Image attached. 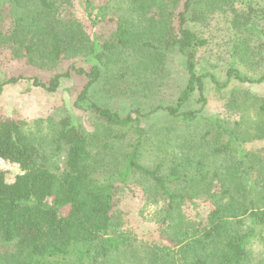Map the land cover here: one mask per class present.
<instances>
[{
  "label": "trees",
  "instance_id": "trees-1",
  "mask_svg": "<svg viewBox=\"0 0 264 264\" xmlns=\"http://www.w3.org/2000/svg\"><path fill=\"white\" fill-rule=\"evenodd\" d=\"M238 1L244 8L236 7ZM64 4L70 0H0V45L40 69L72 59L88 66L55 73L46 83L31 79L56 92L71 72L84 76L73 105L87 114V124L69 113L45 135H33L20 120L0 119V158L21 171L12 181L0 172V264H249L253 240L263 244L256 264H264V194L236 182L254 168L239 158L238 143L246 140L203 115L207 80L218 89L228 82L219 86L211 69L199 70L210 37L189 26L225 31L238 63L263 66L253 58L264 46L251 49L240 35L264 17V6L258 7L264 0H78L81 21ZM174 58L182 63L184 82L172 102L121 115L89 95L98 84L126 95V78L142 75L150 92L158 79L169 81ZM227 76L241 85L264 83V70L250 77L231 67ZM21 80L0 81V95ZM239 92L231 90L227 109L244 111ZM159 114L166 126L146 124ZM179 126H185L182 132ZM48 146L63 153L61 168L49 169L43 155ZM145 147L155 156L152 167L142 164ZM218 158H227L226 170H207ZM123 194L138 199L140 211L150 210L145 216L155 240L142 242L122 231L117 201ZM199 200L209 203L206 219L197 213L188 218L183 206L196 211Z\"/></svg>",
  "mask_w": 264,
  "mask_h": 264
},
{
  "label": "rangeland",
  "instance_id": "rangeland-1",
  "mask_svg": "<svg viewBox=\"0 0 264 264\" xmlns=\"http://www.w3.org/2000/svg\"><path fill=\"white\" fill-rule=\"evenodd\" d=\"M70 4V6L64 4L62 7L66 9L70 16L81 21L83 12L78 0H70ZM242 5L243 2L238 1L236 7L244 8ZM262 6L264 4L258 7ZM6 26L7 22L3 24V27ZM189 26L193 27V29L195 28L203 37H210L208 48L199 54V70L201 68L211 69L219 86L228 82L227 87L218 89L210 80H207L205 92L207 105L203 115L219 119L227 128H235L237 134L246 140L238 143L241 151L239 158H241L245 168L251 165L254 168L247 180L240 176L236 182L246 181V184L250 185L252 190L256 192L260 190L264 194V83L259 85H241L227 76V70L231 67H235L242 74L250 77H255L261 73L264 70V48L261 49L260 55L253 58L263 62V66L258 67V65L255 67L253 65L251 69H247L237 62L236 56H232L233 44L228 42L223 35L225 31L220 30L222 33L218 32L215 35L212 32L214 30L212 25L205 27L199 23L191 22ZM252 28L254 30L242 36L240 35V39L246 40L251 45V49L257 48L259 50L260 45L264 46V17L257 19ZM211 33L215 36H212ZM259 56L262 57L258 58ZM70 67L88 69V66L79 59L62 61L54 70L40 69L30 64L26 58L16 57L7 46L0 45V81L17 76L24 77V80L3 88L0 95V119L20 120L23 122L25 130L33 135H45L49 126L58 125L59 120L70 115L69 113L79 124L81 122L87 124V114H84L82 109H78L73 105L78 93L86 84L84 76L71 72V76L62 80L56 92H48L32 85L31 79L33 78L46 83L53 74L65 73ZM169 68H171L169 81L158 79L159 82L151 86L150 92L143 89V80L146 76L142 75L141 79L126 78V95L115 96L110 92L107 93L101 84L94 86L89 95L100 106L109 108L121 115L131 113L134 110L147 112L156 102H172L175 100L180 86H183L184 75H182L183 66L181 61L176 58L172 59L169 63ZM231 90H238L240 91L239 93H244L243 102L245 103L241 105V109L244 108V111L237 112L230 108L227 109V102L231 99L229 96ZM108 96H113V98ZM242 120H245L246 123L242 124ZM167 121L168 119L163 114H159L152 116L147 121L148 123L145 122L147 125H153V127L157 128L158 126H166L168 124ZM169 126L173 125L169 124ZM184 128L185 126H179L177 130L182 129L180 130L182 132ZM152 152L148 147L143 149L142 164L146 167H152L156 163ZM43 155L50 170L62 167L64 158L62 152H55L54 148L48 146L44 150ZM227 157L231 158L232 156L227 155ZM226 160L227 158L216 159L215 163L210 165L207 170H226ZM4 172L8 181H12L16 175L21 173L17 167ZM253 181H257L259 185H255ZM253 185L257 186V188L253 187ZM138 196L141 198V194ZM226 200L224 198L219 203H226ZM138 202V199L126 194L118 198L117 209L120 210L124 220L122 231L131 234L142 242L153 241L155 240V228L149 218L146 217L149 215L150 210L140 211L142 207ZM208 206L209 203L201 202L195 211L189 203H186L183 206V211L188 218L194 217L195 213H197L206 219L209 212ZM248 252L249 264H256V260H259L263 252V244L257 240L251 241L248 246Z\"/></svg>",
  "mask_w": 264,
  "mask_h": 264
},
{
  "label": "built area",
  "instance_id": "built-area-1",
  "mask_svg": "<svg viewBox=\"0 0 264 264\" xmlns=\"http://www.w3.org/2000/svg\"><path fill=\"white\" fill-rule=\"evenodd\" d=\"M13 167L19 168L17 165L11 164L0 158V172H4L5 170H11Z\"/></svg>",
  "mask_w": 264,
  "mask_h": 264
}]
</instances>
